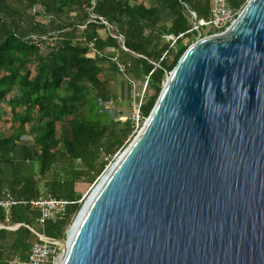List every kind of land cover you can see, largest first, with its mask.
<instances>
[{
	"label": "water",
	"instance_id": "95a60500",
	"mask_svg": "<svg viewBox=\"0 0 264 264\" xmlns=\"http://www.w3.org/2000/svg\"><path fill=\"white\" fill-rule=\"evenodd\" d=\"M64 242L59 264H264V0L187 46Z\"/></svg>",
	"mask_w": 264,
	"mask_h": 264
},
{
	"label": "trees",
	"instance_id": "16d2710c",
	"mask_svg": "<svg viewBox=\"0 0 264 264\" xmlns=\"http://www.w3.org/2000/svg\"><path fill=\"white\" fill-rule=\"evenodd\" d=\"M149 1L0 0V122L5 113L2 104L11 114V130L0 129V199L10 194L15 200L52 196L68 201L62 219L43 225L29 204L9 207L7 223L21 224L14 229L0 227V264L14 255L27 258L37 240L34 232L63 242L82 205L76 184H92L105 168V157L123 149L124 139L132 133L129 116L109 121L104 129L98 120L96 97L117 102L113 85L125 81L108 57L117 54L135 84L142 85L148 77L140 104L146 118L166 73L187 46L223 30L192 29L189 12L207 19L209 0ZM246 1L227 0L237 9ZM92 13L121 32L130 51L122 50L102 24L88 21ZM163 14L168 21L161 19ZM167 34L182 35L170 46ZM91 40L105 57L88 50ZM25 137L32 142L33 158L17 156ZM4 216L0 206V223Z\"/></svg>",
	"mask_w": 264,
	"mask_h": 264
},
{
	"label": "built area",
	"instance_id": "2783aa9c",
	"mask_svg": "<svg viewBox=\"0 0 264 264\" xmlns=\"http://www.w3.org/2000/svg\"><path fill=\"white\" fill-rule=\"evenodd\" d=\"M210 2V15L207 19L196 18V14L194 11H190L191 17L193 18V27L194 30L201 31L203 28H226L239 14L241 9L232 8L229 6L227 0H209ZM91 22H95L98 24H102L108 35L117 40L119 47L124 51H130L124 44V36L121 32H119L112 24H110L105 18L97 14H90L89 20ZM81 28L84 25L80 26ZM222 31V30H221ZM173 36L171 34H167L166 38L170 40V46H172L179 36ZM36 42V41H35ZM36 44L42 47V43L36 42ZM88 50L94 55H98L99 57H105V53L96 49L94 46V40L87 42ZM109 60L115 64L118 72L123 76L124 80L127 82L130 92V97L132 98V112L129 116V120L131 121L132 131L133 133H137L139 129L144 124L145 118L142 117V113L140 111V104L143 98L144 91L147 86V79L143 82L140 90L135 88V82L127 73V67L125 63L120 59L117 54H112L109 57ZM137 90V91H136ZM136 98H138L136 100ZM136 100V101H135ZM109 103H112V100H108ZM120 151H117L111 157L106 156L105 160L107 163L105 165V170L109 168V166L114 162L113 160L118 157ZM102 172V173H103ZM101 173V175H102ZM100 175V176H101ZM99 176V177H100ZM97 177V179L99 178ZM97 179L90 185L95 187L97 184ZM99 181V180H98ZM96 183V184H95ZM93 190V189H92ZM29 204L32 208L37 211V222L40 225L47 220L56 221L62 219L65 211L66 205L68 203L67 200L63 198H56L52 196H41L38 198H33L30 200H15L11 197L10 194H6V196L0 199V206L5 208V216L3 223H0V227L14 229L21 223H17L14 225L8 224V208L17 204ZM37 236V240L32 244L27 258H22L19 255H14L9 258L5 264H58L59 261V251L62 250L64 246V241H59L54 238H51L43 233L34 232ZM59 252V253H58Z\"/></svg>",
	"mask_w": 264,
	"mask_h": 264
},
{
	"label": "rangeland",
	"instance_id": "374dc122",
	"mask_svg": "<svg viewBox=\"0 0 264 264\" xmlns=\"http://www.w3.org/2000/svg\"><path fill=\"white\" fill-rule=\"evenodd\" d=\"M73 11V10H72ZM190 13V12H189ZM37 19H41L43 21H46L44 17H38ZM201 32L203 33H207L208 32V27H205L201 30ZM141 84L140 83H136L135 84V88L137 90H140L141 88ZM114 87V86H113ZM121 85L120 83H118V89L119 91L121 90ZM128 88V91H127ZM136 90V91H137ZM120 93V92H119ZM124 95V96H123ZM130 92H129V87L126 81H124V93L121 94L120 99L116 102L112 100V103H109L107 100L105 101L106 105L108 106H112L116 109V116L115 119H120L123 120L125 117L130 116L131 112H132V98L130 97ZM110 100V99H109ZM3 109L5 110V113L3 115V120L0 122V129L7 133L11 130V126H10V118H11V114H10V108L8 107L7 104H2ZM97 110V107H96ZM99 113V118L98 120H100V122L102 123V126L105 125L109 122L108 116L105 115V112H98ZM129 118V117H128ZM114 120V119H113ZM135 133H130L127 138L124 139V142L126 143L125 146L123 147V149L127 146V144L132 140V138L134 137ZM19 147L17 149V156L19 158H24V159H29V158H33L35 155V151L32 148V142L28 137H25L22 139V141L19 143ZM121 149V151L123 150ZM115 160V159H114ZM113 160V161H114ZM106 171V170H105ZM104 173V172H103ZM102 173V174H103ZM101 177V176H100ZM100 177L97 179L96 183L98 182V180L100 179ZM95 183V184H96ZM91 184H83V183H78L76 184V188L78 191L82 190L81 193V198H82V203L86 200V198L88 197V195L90 194V192L93 189V186H90ZM11 226L14 224H10Z\"/></svg>",
	"mask_w": 264,
	"mask_h": 264
},
{
	"label": "crops",
	"instance_id": "0c3cea01",
	"mask_svg": "<svg viewBox=\"0 0 264 264\" xmlns=\"http://www.w3.org/2000/svg\"><path fill=\"white\" fill-rule=\"evenodd\" d=\"M145 1V3H149L150 1L149 0H144ZM161 19L162 20H166V21H168V19H166V15L165 14H163V15H161ZM118 83H120V85H121V90L119 91V89H118ZM114 86V88H115V91H116V93H117V95H118V98L120 99V97H121V94H123L124 93V81H122V80H120V81H117V82H115V84L113 85ZM127 91H128V88H127ZM120 92V93H119ZM124 96V95H123ZM85 183V182H84ZM83 183V184H84ZM86 184V183H85ZM83 191V189L82 190H80L79 192H82Z\"/></svg>",
	"mask_w": 264,
	"mask_h": 264
},
{
	"label": "bare ground",
	"instance_id": "6f19581e",
	"mask_svg": "<svg viewBox=\"0 0 264 264\" xmlns=\"http://www.w3.org/2000/svg\"><path fill=\"white\" fill-rule=\"evenodd\" d=\"M64 245H65V243H64ZM60 261H61V258L59 259V262H58V264L60 263Z\"/></svg>",
	"mask_w": 264,
	"mask_h": 264
}]
</instances>
